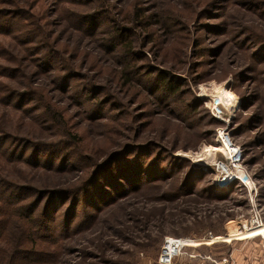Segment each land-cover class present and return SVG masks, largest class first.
Returning a JSON list of instances; mask_svg holds the SVG:
<instances>
[{
	"label": "rangeland",
	"instance_id": "rangeland-1",
	"mask_svg": "<svg viewBox=\"0 0 264 264\" xmlns=\"http://www.w3.org/2000/svg\"><path fill=\"white\" fill-rule=\"evenodd\" d=\"M0 83V264L264 247V0H0Z\"/></svg>",
	"mask_w": 264,
	"mask_h": 264
},
{
	"label": "crops",
	"instance_id": "crops-1",
	"mask_svg": "<svg viewBox=\"0 0 264 264\" xmlns=\"http://www.w3.org/2000/svg\"><path fill=\"white\" fill-rule=\"evenodd\" d=\"M211 244L214 243L205 244L199 242L197 245L185 246L181 254L176 258L174 264H227L223 263V260L227 259L223 257V252H219L218 248L212 247ZM236 251L241 252L240 250L231 249L228 256H230L231 260L234 259L235 264H240L242 261L238 258V255L241 253H236ZM263 254L264 247L260 251L258 250L252 254H247L249 259L246 261V264H264V258L259 257L260 255L263 256ZM252 256L255 257V260H251Z\"/></svg>",
	"mask_w": 264,
	"mask_h": 264
},
{
	"label": "built area",
	"instance_id": "built-area-1",
	"mask_svg": "<svg viewBox=\"0 0 264 264\" xmlns=\"http://www.w3.org/2000/svg\"><path fill=\"white\" fill-rule=\"evenodd\" d=\"M170 246H174L175 250L170 251ZM184 247L185 245L180 242V239L166 238L158 259V264H173ZM223 263H227V259H224Z\"/></svg>",
	"mask_w": 264,
	"mask_h": 264
},
{
	"label": "bare ground",
	"instance_id": "bare-ground-1",
	"mask_svg": "<svg viewBox=\"0 0 264 264\" xmlns=\"http://www.w3.org/2000/svg\"><path fill=\"white\" fill-rule=\"evenodd\" d=\"M213 152H215V153H221L222 152V150L221 149H219V148H214L213 149ZM262 229H264V226L263 227H261V228H258V229H255L256 231H261ZM262 234V233H261ZM180 242H181V240H180ZM182 243V242H181ZM183 245H184V243H182ZM170 247H172V246H170ZM169 247V248H170ZM174 247V246H173ZM170 250V249H169ZM175 250V248L173 249V250H170V251H174Z\"/></svg>",
	"mask_w": 264,
	"mask_h": 264
},
{
	"label": "trees",
	"instance_id": "trees-1",
	"mask_svg": "<svg viewBox=\"0 0 264 264\" xmlns=\"http://www.w3.org/2000/svg\"><path fill=\"white\" fill-rule=\"evenodd\" d=\"M165 80V78H163V81ZM170 84V83H169ZM1 87H3L2 83H0ZM2 225L5 226V220L3 219L2 223L0 221V229L2 228ZM21 227V226H18ZM1 232V231H0ZM20 253H23L22 251H20Z\"/></svg>",
	"mask_w": 264,
	"mask_h": 264
},
{
	"label": "water",
	"instance_id": "water-1",
	"mask_svg": "<svg viewBox=\"0 0 264 264\" xmlns=\"http://www.w3.org/2000/svg\"><path fill=\"white\" fill-rule=\"evenodd\" d=\"M214 239V238H213Z\"/></svg>",
	"mask_w": 264,
	"mask_h": 264
}]
</instances>
